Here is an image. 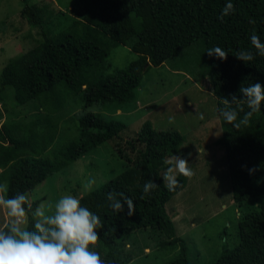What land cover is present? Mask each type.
Instances as JSON below:
<instances>
[{"label":"trees","instance_id":"1","mask_svg":"<svg viewBox=\"0 0 264 264\" xmlns=\"http://www.w3.org/2000/svg\"><path fill=\"white\" fill-rule=\"evenodd\" d=\"M233 2L235 11L220 19L225 0H81L82 6L67 12L54 4L31 5L23 0L20 15L38 30L39 39L12 58L0 75V185L7 183L3 195H28L99 146L119 141L112 148L121 154L124 170L81 196V203L98 213L104 225L97 230L95 250L115 264L130 263L136 255L126 250L129 236L153 228L165 237L162 246L178 250L168 264H192L186 241L177 236L166 208L189 176L180 175L175 191H169L162 178L167 157L186 155L182 135L176 130L157 131L147 122L124 141L125 124L88 112L77 120V137L55 150L57 114L69 97H78L86 106L133 101L149 69L169 65L179 70L175 67L184 60L202 79L208 75L217 108L224 97L239 96L242 82L264 84V55L257 54L250 41L253 33L264 40V0ZM213 45L226 49L227 57H210L206 50ZM118 46L137 56L123 69H114L108 60ZM240 49H251L254 59L237 58L234 54ZM26 108L33 109L34 118L27 120L30 114L21 112ZM219 118L223 132L214 145L224 155L239 208V244L211 264H264V102L240 128ZM50 150L53 158L45 155ZM146 179H154L158 187L142 197ZM109 191L131 196L133 214H127L126 206L120 213L111 209ZM37 204L34 201L32 207Z\"/></svg>","mask_w":264,"mask_h":264},{"label":"rangeland","instance_id":"2","mask_svg":"<svg viewBox=\"0 0 264 264\" xmlns=\"http://www.w3.org/2000/svg\"><path fill=\"white\" fill-rule=\"evenodd\" d=\"M27 1L31 5L54 4L64 12L82 6L81 0ZM23 6V0H0V75L12 58L32 48L33 42L39 39L38 30L20 15ZM136 57L128 47L118 46L112 50L108 60L114 69H123ZM186 65L191 64L184 60L175 67L179 70L169 65L152 67L135 90L133 101L124 104L86 106L78 97H69L64 110L57 114L59 134L55 150L65 147L68 141L77 137V120L88 112L98 113L108 121L125 124L126 128L121 134L124 141L135 137L147 122L157 131H178L184 140L181 150L187 153L184 158L192 168V175L188 177L181 194L168 202V214L176 226L175 213L183 220V223H179L186 229L177 235L186 241L191 263L211 264L226 249L239 244L237 224L240 212L237 205L228 202L229 195H233L232 186H229V171L221 149L214 145L222 135L223 121L217 115L210 79L208 75L202 79L199 72ZM72 100H76V103ZM14 102L11 100L12 105H15ZM24 110L21 111L23 114H30L26 115L27 120L34 118L33 109ZM200 112L204 113V119L199 118ZM116 142L99 146L94 153L49 176L32 193H28L29 203H43L50 212L60 196L79 194L81 197L113 179L124 170L121 154L112 148ZM52 152L46 151L45 155L53 158ZM180 175L177 174L178 179ZM6 188L7 183L0 185V194ZM10 219L7 210L0 209V228ZM193 220L196 225L191 228ZM152 229L137 231L129 236L126 250L133 252L136 258L127 264H168L178 255L175 246H162L165 237Z\"/></svg>","mask_w":264,"mask_h":264},{"label":"clouds","instance_id":"3","mask_svg":"<svg viewBox=\"0 0 264 264\" xmlns=\"http://www.w3.org/2000/svg\"><path fill=\"white\" fill-rule=\"evenodd\" d=\"M233 11V0H225L218 18L223 19ZM250 41L257 54L264 55V40L253 33ZM206 52L210 57L220 59L226 58L229 53L219 45L209 47ZM234 55L244 62L254 59L251 49H240ZM238 93L239 96L231 94L230 98L224 97L222 105L217 108L219 115L234 128L248 124L253 114L261 111L264 84L259 80L248 84L242 82ZM245 105L247 111H244ZM198 115L204 119L203 112ZM164 163L168 164V168L162 178L169 191H175L181 183L178 173L192 175V168L182 155L173 154ZM157 187L154 179H146L142 185V197ZM106 195L109 206L116 213L123 212L125 206L128 215L135 211L133 198L124 192L109 191ZM28 201L25 192L11 196L0 194V209H6L11 218L5 227L0 228V264H115L112 260L102 258L100 252L95 250L100 237L97 230L104 225L98 213L81 203L79 194L60 196L50 212L43 203L33 208ZM29 216L32 218L31 227L27 226Z\"/></svg>","mask_w":264,"mask_h":264},{"label":"crops","instance_id":"4","mask_svg":"<svg viewBox=\"0 0 264 264\" xmlns=\"http://www.w3.org/2000/svg\"><path fill=\"white\" fill-rule=\"evenodd\" d=\"M189 104H190V102H188ZM216 141V140H215ZM193 153H196V152H194V151H192ZM187 154V153H186ZM177 155H179V154H177ZM169 157H171V156H169ZM168 157V158H169ZM167 158V159H168ZM228 170V169H227ZM164 172H165V170H163L162 171V175L164 174ZM191 178V177H190ZM229 186H230V184H229ZM181 192L182 191H180V192H178L177 194H175L174 196H176V195H179V194H181ZM231 197H232V195L230 194L229 195V199H228V202H229V204H231V205H233L235 202H234V200H231ZM173 198V197H172ZM232 199H233V197H232ZM172 200V199H171ZM170 202V201H169ZM166 208H167V212H169V210H168V207L166 206ZM170 214V213H169ZM175 217L176 218H174V219H176L177 221H178V223H177V226H176V233L177 234H179V235H181L184 231H185V229H186V227L183 225L182 227H181V224L180 223H183V220H182V218L177 214V213H175ZM172 219V218H171ZM173 220V219H172ZM179 221H181L180 223H179ZM174 222V221H173ZM186 223H187V221H185ZM7 224V222L5 221V223L2 225V227L1 228H3V227H5V225ZM175 224V223H174ZM185 225H188V224H185ZM195 225H196V221L195 220H193L192 222H191V224H190V227L191 228H193V227H195ZM189 226V225H188ZM188 226H187V228H188ZM178 236V235H177ZM181 238H183V237H181Z\"/></svg>","mask_w":264,"mask_h":264}]
</instances>
